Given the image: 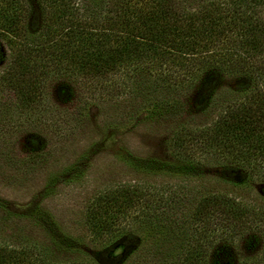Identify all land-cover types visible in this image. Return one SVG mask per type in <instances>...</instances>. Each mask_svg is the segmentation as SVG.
Segmentation results:
<instances>
[{
  "label": "trees",
  "instance_id": "16d2710c",
  "mask_svg": "<svg viewBox=\"0 0 264 264\" xmlns=\"http://www.w3.org/2000/svg\"><path fill=\"white\" fill-rule=\"evenodd\" d=\"M2 43L10 63L0 83L27 109L41 104L47 83L63 75L64 91L76 83L107 95L149 89L144 104L152 116L215 108L208 125L180 122L171 161L133 156L135 167L200 177L215 158L225 181H260L264 194V0H0V54ZM229 77L238 82L223 94ZM152 196L141 186L118 188L89 208L86 222L95 239L121 233L98 262L124 263L135 252L131 212L149 207ZM197 202L194 218L205 225L189 250L170 261L228 264L227 245L216 243L222 235L216 238L215 231L253 227L257 220L243 201L223 192ZM144 209L149 221L159 217ZM67 246L75 249L77 242ZM0 264L47 263L33 251L0 243Z\"/></svg>",
  "mask_w": 264,
  "mask_h": 264
},
{
  "label": "rangeland",
  "instance_id": "374dc122",
  "mask_svg": "<svg viewBox=\"0 0 264 264\" xmlns=\"http://www.w3.org/2000/svg\"><path fill=\"white\" fill-rule=\"evenodd\" d=\"M2 45L0 77L10 63L9 49ZM237 82L226 78L221 92L227 94ZM72 86L64 91V75L54 78L41 104L27 109L0 83V243L33 251L47 264H101L100 253L113 248L121 233L95 239L87 212L102 193L135 185L151 192L153 202L132 209L128 233L136 242L135 252L124 263L109 264H175L205 225L194 218L198 198L212 192L243 201L257 220L253 227L217 228L215 237H222L216 243L227 245V263L264 264L260 181L246 186L225 181L215 158L200 177L134 165L133 156L171 161L180 122L208 125L215 108L182 117L152 116L144 104L149 89L107 95L78 83ZM143 209L159 217L149 221ZM169 216L181 222L168 221ZM70 240L77 242L75 249L67 246Z\"/></svg>",
  "mask_w": 264,
  "mask_h": 264
}]
</instances>
